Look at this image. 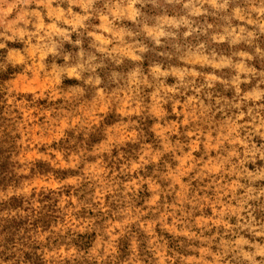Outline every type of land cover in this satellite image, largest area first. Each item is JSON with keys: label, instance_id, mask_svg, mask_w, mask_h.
Returning a JSON list of instances; mask_svg holds the SVG:
<instances>
[{"label": "clouds", "instance_id": "1", "mask_svg": "<svg viewBox=\"0 0 264 264\" xmlns=\"http://www.w3.org/2000/svg\"><path fill=\"white\" fill-rule=\"evenodd\" d=\"M0 264H264V0H0Z\"/></svg>", "mask_w": 264, "mask_h": 264}]
</instances>
